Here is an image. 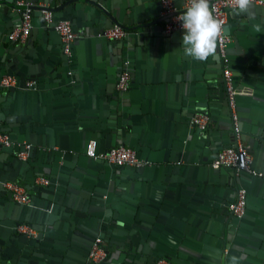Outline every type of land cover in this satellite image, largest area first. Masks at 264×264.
Returning <instances> with one entry per match:
<instances>
[{
    "label": "crops",
    "instance_id": "obj_1",
    "mask_svg": "<svg viewBox=\"0 0 264 264\" xmlns=\"http://www.w3.org/2000/svg\"><path fill=\"white\" fill-rule=\"evenodd\" d=\"M37 1L69 17L79 38L68 64L59 36L36 13L26 42L11 43L6 33L20 13L0 8V76L14 72L39 87L0 89V127L35 147L26 165L0 153V179H14L36 199L20 207L0 187V264H87L99 232L111 255L106 264H154L159 255L176 264H264V178L241 177L248 209L238 222L227 211L236 175L209 169L215 152L232 142L217 50L207 61L185 56L183 29L162 30L160 0ZM175 5L181 10L183 0ZM112 18L127 25L126 38L97 36ZM256 24L264 29V8L253 3L247 14L231 10L225 30L246 143L253 166L264 172V32ZM124 57L133 82L118 97ZM197 112L209 115L207 129L190 126ZM91 138L104 151L119 143L137 147L153 165L138 170L89 159ZM38 175L52 185L36 184ZM17 221L43 227L37 243L13 231Z\"/></svg>",
    "mask_w": 264,
    "mask_h": 264
},
{
    "label": "built area",
    "instance_id": "obj_2",
    "mask_svg": "<svg viewBox=\"0 0 264 264\" xmlns=\"http://www.w3.org/2000/svg\"><path fill=\"white\" fill-rule=\"evenodd\" d=\"M253 3L264 7V0H253ZM18 4L23 7L22 21L19 26L13 28L9 33V38L17 42H25L28 38L31 29L33 27V4L30 2L18 1ZM41 8V15L46 23L49 25L54 21V15L51 10L46 8L43 3H39ZM161 16L166 17L163 22V29L166 33H171L182 29L178 17L181 16L188 5V0H183V5L180 10L175 5V0H160ZM210 10L214 16L224 21V29L221 40L218 42L217 51L222 63V81L224 86V92L228 107L230 110V116L232 121L233 142L222 148L217 156L212 160L210 165L215 168L230 167L236 171L245 170L252 172L258 176H262L261 171H255L252 169L251 164L253 161L252 153L249 146L243 139V132L240 127V118L236 106V96L242 93V90L236 88L233 85V71L228 65L227 57V45L231 42V36L226 32L225 25L228 22L231 7L228 6V0H210ZM55 29L59 33L63 45V51L66 54L71 53L72 43L78 37V33L73 30L72 24L69 20H58L55 24ZM108 39L121 40L127 35V30L120 25L113 24L112 26L105 28L103 32L99 33ZM123 69L121 70L116 82V89L119 92H126L130 87L131 74L128 70L129 60L125 59L122 62ZM36 82L33 79L25 81L27 88H35ZM0 85L4 88H11L17 85V78L15 75H3L0 80ZM190 126L197 127L205 130L210 123V117L206 113L197 112L190 118ZM12 141L7 132L0 131V146H11ZM31 147L30 143L24 142V148L17 152V156L21 159H25L28 155V151ZM86 155L94 158H101L110 163L118 166H132L140 167L148 162L140 158L137 155V151L128 145L119 144L110 147L107 151L96 152V141L91 140L86 149ZM35 183L38 185H49L50 179L44 175H38L35 179ZM4 187L10 192L11 197L20 203H29L31 197L26 188L16 182L7 180L4 182ZM247 205V191L244 187H240L237 190L236 196L233 201L228 204L229 211L237 218H242L246 211ZM15 229L19 233L27 234L28 236H35L37 231L28 223H19L15 226ZM106 256V249L101 236H97L89 250L88 261L97 264L103 260ZM156 264H174L172 261L166 258H159Z\"/></svg>",
    "mask_w": 264,
    "mask_h": 264
},
{
    "label": "water",
    "instance_id": "obj_3",
    "mask_svg": "<svg viewBox=\"0 0 264 264\" xmlns=\"http://www.w3.org/2000/svg\"><path fill=\"white\" fill-rule=\"evenodd\" d=\"M18 1H24V2H30V3H32V4H33V8H34L33 16H34L36 13H38L39 15H41V11H40V10H41L42 7H41L40 5H38V4H39V3H38L39 1H37V0H13V1H10V3L6 2V1H3V0H0V8H1V7H10L11 9L18 10L19 13H20V20H19V22H18L17 24L13 25V26L7 31V33H6L7 40H8L9 42H11V43H16L17 41L11 40V39L9 38L8 35H9L10 31H11L13 28H15L16 26H19V25L21 24V21H22V11H23V7H22L21 5L18 4ZM68 1H75V0H68ZM43 4L46 6V8H48L49 10H51V11L53 12V15H54V21H53L52 23H50L49 25H46V23L44 22V20H42V21H43V27H44L45 29L50 30V31H54V32L59 36V38H60V40H61V37H60L59 33L56 31V29H55L54 26H55V24H56V22H57L58 20L66 19V20H69V21L71 22L72 27H73V30L77 33V31L75 30V27H74V25H73V21H72L69 17L56 16V14H55V6L49 4L48 2H44ZM97 5H98V7H100L101 9H103V11H107V10L103 7V5H101V4H99V3H97ZM262 8H264V7L262 6ZM161 17H162V16H161ZM41 18H42V15H41ZM42 19H43V18H42ZM162 19H163V21H164V20L166 19V17H162ZM33 20H34V17H33ZM111 22H112V23L109 24V25H107V26L100 27L99 31L97 32V36H98L99 38H105V39H108V38H106V37L103 36V35H99V33L103 32V30H104L105 28H108V27L112 26L113 24L120 25L121 27H123V28H125L126 30H128L127 25H125L124 23H122V21L119 20V19L112 18V21H111ZM33 27H34V23H33ZM33 27H32V29H33ZM32 29H31V31H32ZM162 30L164 31V29H163V25H162ZM164 32H165V31H164ZM30 33H31V32H30ZM29 35H30V34H29ZM28 37H29V36H28ZM126 37H127V36H125L124 38H126ZM78 38H79V37H77L76 39H78ZM27 39H28V38H27ZM108 40H110V41H119V40H114V39H112V40H111V39H108ZM74 41H75V40H74ZM25 42H26V41H25ZM61 42H62V41H61ZM231 42H232V41H231ZM231 42H230V43H231ZM19 43H24V42H19ZM73 43H74V42H73ZM73 43H72V48H71V53H70V54H66V53H64V51H63V45H62L63 56H64V58H65V60L67 61L68 64H71V63H72V59H73ZM230 43H228V45H227V49H226L227 57H228V48H229ZM217 52H218V51H217ZM228 58H229V57H228ZM125 59H128V58L124 57L123 60H125ZM129 64H130V60H129ZM228 65H229V67L232 69V67L230 66V63H229V62H228ZM220 67H221V75H222V63H220ZM122 69H123V64H122L121 70H122ZM121 70H120V72H121ZM128 70H129V72H130V74H131V82H130V87H129V89H130L131 86H132L133 78H132V71H131V68L129 67V65H128ZM232 71H233V85H234L236 88H238V87L236 86V83H237V79H238V77L235 75V72H234L233 69H232ZM6 74H7V75H15L16 78H17V85L14 86V87L9 88L10 90H31V91H35V90H37V89L39 88L38 85H37L36 80H34V79H33V80L36 82V84H35V88H27V87L25 86V81H24V82L21 81V80H22V75L17 74V73H14V72L4 73L3 75H6ZM67 74H68L69 77L71 76L70 71H68ZM3 75L0 76V80H1V78H2ZM118 77H119V76H118ZM222 84H223V81H222ZM223 87H224V86H223ZM0 89H6V88H4L3 86L0 85ZM129 89H128V90H129ZM128 90H127V91H128ZM127 91H126V92H127ZM121 93H124V92H119V94H117V96L120 97V95H122ZM239 95H240V94H238V95L236 96V106H237V110H238L237 99H238V96H239ZM226 102H227V100H226ZM227 106H228V103H227ZM228 108H229V107H228ZM238 114H239V113H238ZM193 115H194V114H193ZM193 115H192V116H193ZM192 116H191V117H192ZM239 118H240V116H239ZM193 127H194V126H193ZM240 127H241V130H242V132H243V139L246 141V137H245V133H244V128L242 127L241 120H240ZM229 129H230V131H231L232 142H233L234 136H233V131H232V121H231V123H230V128H229ZM0 131L7 132V133L9 134V137H10L11 141H12V145H11V146H0V153H3V152H9V153H11V154L13 155L14 160L17 161L18 163L23 164V165L28 164V163L30 162V158H31V156H32L33 150L35 149L34 144H33L30 140H27V139H20V140H19V139H15V137L13 136V134L11 133V131H10L8 128L0 127ZM91 140L96 141V152H104V150H101V149L99 148V141H98L97 139H95V138H91V139H89V140L85 143V147H84V154H85V156H86L87 158H89V159L104 162V163H106L107 165L112 166V167H131V168H135V169H138V170H141V169H143V168L150 167V166L153 165V162H152L150 159H147V158H145V157H143V156L140 155V153L137 151V147L134 148L132 145H130V144H126V143H119V144H124V145H128V146L133 147V148L137 151V155H138L140 158H142V159H144L145 161H147L148 163L145 164V165H143V166H140V167H132V166H127V165H126V166H125V165H124V166H118V165H115V164H113V163H110V162H108V161H106V160H104V159H101V158H94V157H91V156H87V155H86V149H87V146H88V144H89V142H90ZM24 142H26V143H30V144H31V147H30V149H29V151H28V155H27V157H26L25 159H21V158H19V157L17 156V152H18L19 150H22V149L24 148ZM232 142H231V143H232ZM231 143H229V144H227V145H224V146L220 147V148L215 152V157L217 156L218 152H219L222 148L229 146ZM119 144H118V145H119ZM111 147H112V146H111ZM109 148H110V147H109ZM109 148H108V149H109ZM108 149H106L105 151H107ZM249 149H250V147H249ZM250 152H251V151H250ZM215 157H214V158H215ZM214 158H213V159H214ZM213 159H212V160H213ZM212 160L210 161V163L212 162ZM251 167H252V169H254L255 171H258V169H256V168L253 166V161H252ZM224 168L232 169V170H233V173L236 175V180L238 181V183H237V186H236V189H235V194L237 193V190H238L240 187H244V188L246 189V191H247V205H246V211H245V214H244V216H243L242 218H237V217H235V216L229 211V209H228V207H227V211H228L229 215L232 217V219H234V220L240 222V221H242V220L245 219L246 214H247V209H248V193H249V192H248V188H247L245 185H243L242 183H240L241 177H243V175H249V176H251V177H262V178H264V172L261 171V172H262V176H258V175L254 174V173H252V172L245 171V170H239V171H236L235 169L230 168V167H221V168L215 169V168H213L211 165H209V169H210L212 172H217V171H220L221 169H224ZM45 176H47V175H45ZM47 177H48V176H47ZM48 178L50 179V184H49V185H40L41 187L47 188V187H50V186L52 185V183H53V182H52V179H51L50 177H48ZM7 180L15 181L14 179H11V178L0 179V187H1V191H2L3 193H5L6 196H7V197H8V198H9L14 204H16L17 206H20V207H31V206L35 205L36 199H35V197L30 193V191H28V193H29V195H30V197H31V200H30L29 203H20V202H18V201H15V200L11 197L10 192H9V191L4 187V185H3L4 182L7 181ZM34 181H35V177H34ZM41 194L44 195L43 192H42ZM235 196H236V195H235ZM230 201H233V199H230ZM228 204H229V203H228ZM51 206H52V202H50V203L47 205V207H46L45 209H46V210H50V209H51ZM19 223H22V222H21V221H17L16 223H14V224L11 225V228L13 229L14 232L18 233L19 235H22L23 237H25L26 239H28V240H30V241L33 240V241L36 242V243H37V241L39 240V238L42 237V228H43V227L38 226V225H36V224H34V223H29L32 227L35 228V230L37 231V234H36L35 236H28L27 234L19 233V232L16 231L15 226L18 225ZM0 225H1V223H0ZM97 236H101L102 239L104 238V234H103V232H99V233H97V234L92 238L91 245H92L94 239H95ZM91 245H90V248H91ZM90 248H89V250H90ZM105 249H106V256L103 258L102 261H100V262L97 263V264H106L107 261L110 260L111 255L108 253V249H107L106 247H105ZM88 253H89V251H88ZM223 253H224V256L227 257L228 254L230 253V248H229V247H225V248L223 249ZM87 257H88V254H87ZM159 258H166V259L172 261L173 263L175 262V261L172 260L171 258H168V257L162 256V255H159V256L155 257V259H154V264H156V261H157ZM87 259H88V258H87ZM87 264H93V263H91V262L88 261ZM174 264H176V263H174ZM221 264H229V262L226 260V261H224V262L222 261Z\"/></svg>",
    "mask_w": 264,
    "mask_h": 264
},
{
    "label": "clouds",
    "instance_id": "obj_4",
    "mask_svg": "<svg viewBox=\"0 0 264 264\" xmlns=\"http://www.w3.org/2000/svg\"><path fill=\"white\" fill-rule=\"evenodd\" d=\"M228 6L235 14H247L253 7V0H228ZM178 21L183 29L182 46L185 56L196 61H207L216 53L224 21L214 16L210 10V0H188ZM253 27L256 32H264L259 24Z\"/></svg>",
    "mask_w": 264,
    "mask_h": 264
}]
</instances>
